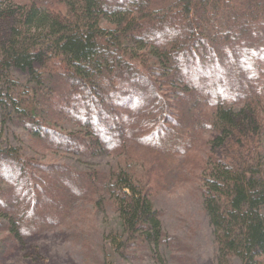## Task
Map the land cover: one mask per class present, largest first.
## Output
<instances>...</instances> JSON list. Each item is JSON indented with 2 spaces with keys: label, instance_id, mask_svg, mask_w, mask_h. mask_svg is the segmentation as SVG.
Wrapping results in <instances>:
<instances>
[{
  "label": "trees",
  "instance_id": "obj_1",
  "mask_svg": "<svg viewBox=\"0 0 264 264\" xmlns=\"http://www.w3.org/2000/svg\"><path fill=\"white\" fill-rule=\"evenodd\" d=\"M1 82L5 117L38 145L117 164L83 170L0 146V254L69 225L84 201L118 215L122 256L163 261L166 246L188 264L153 199L193 174L216 263L264 264V0H0Z\"/></svg>",
  "mask_w": 264,
  "mask_h": 264
},
{
  "label": "rangeland",
  "instance_id": "obj_2",
  "mask_svg": "<svg viewBox=\"0 0 264 264\" xmlns=\"http://www.w3.org/2000/svg\"><path fill=\"white\" fill-rule=\"evenodd\" d=\"M19 78L24 81L23 75H19ZM8 91L9 84L1 82V147L16 148L26 157L42 163H64L83 170H109L116 166L117 159L114 155L105 154L85 159L38 145L25 130L5 117L7 112L2 102L9 101ZM16 91L19 93V90ZM63 129H74V126L65 124ZM204 148L200 146L191 152L184 168L188 171L187 175L197 169V161L204 158ZM153 203L160 214L164 230L179 238L185 245L186 252L183 253L188 258V264H217V244L203 207L202 186L193 174L188 178L181 174L176 181L162 184ZM97 207L92 203L79 201L74 205V213H77L75 219L69 225L18 240L0 254V264H181L170 259L172 251L166 246L159 249L163 261L157 260L154 251L147 250H137L130 257L122 256L118 248L120 240H116L120 229L118 215L103 204ZM6 237V232H0V241H4ZM83 240H87L89 248L83 247ZM232 261L233 264H240L235 259Z\"/></svg>",
  "mask_w": 264,
  "mask_h": 264
}]
</instances>
